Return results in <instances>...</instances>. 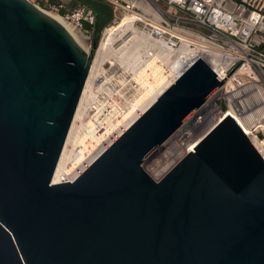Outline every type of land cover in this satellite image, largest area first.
Segmentation results:
<instances>
[{
  "label": "water",
  "instance_id": "1",
  "mask_svg": "<svg viewBox=\"0 0 264 264\" xmlns=\"http://www.w3.org/2000/svg\"><path fill=\"white\" fill-rule=\"evenodd\" d=\"M93 54L29 0H0V264H264V158L230 114L161 180L143 167L223 85L202 58L53 182Z\"/></svg>",
  "mask_w": 264,
  "mask_h": 264
},
{
  "label": "built area",
  "instance_id": "2",
  "mask_svg": "<svg viewBox=\"0 0 264 264\" xmlns=\"http://www.w3.org/2000/svg\"><path fill=\"white\" fill-rule=\"evenodd\" d=\"M29 1L39 8L55 11L57 13H60V9L65 7L64 3L60 1ZM150 1H147L145 5L154 6V9L156 7L161 26L165 29H168L171 25H174V29L183 27V30L178 28L177 31L186 34L189 39L192 40L191 43H193V45H195V41H198L214 49L219 55V60L213 67V70L221 80L226 77L223 85L210 96L206 106H203V110H205L204 115L195 118L196 121L204 117L213 108V113L209 115L207 124L198 130H191L190 128L195 123L194 121L192 125L185 127L186 131L191 130L188 135L176 136L171 139L174 133L168 139V141L171 140L169 142L167 141L169 143L168 151H173L170 154L174 159L166 166L160 167L153 178L157 181L161 180L229 114L242 128L253 144L254 141H264V0ZM160 1L167 4L170 9H161L157 4V2ZM141 10L144 11L143 8ZM63 17L74 29L86 33L93 30L97 23V13L95 9L85 3H80L72 10H68ZM147 23H144L145 28L148 27ZM89 26L92 28H89ZM156 32L158 36L163 34L168 35L165 32L160 33L157 29ZM173 39L175 41L174 46H178L181 43V39ZM208 55L211 58V55ZM107 105H105L106 109L101 116L104 122H98L95 128L98 135H105L104 138L106 139L103 142H105L107 138H111L112 134H114L111 133V135H108L107 133L111 125L109 116L113 107L111 103H107ZM198 111L199 110H197L195 114ZM209 127L210 129L208 130ZM206 130L208 131L197 145L194 148H190L191 145H193L192 142ZM116 139L112 141L108 147L115 142ZM175 140H177L178 145H174V147L170 149L171 144ZM259 152L264 158L261 151ZM167 155L168 152H166L165 156ZM89 166H87L85 170ZM159 166H161V164ZM76 170L68 174L61 183L73 182L85 171L81 170L78 176H74Z\"/></svg>",
  "mask_w": 264,
  "mask_h": 264
},
{
  "label": "bare ground",
  "instance_id": "3",
  "mask_svg": "<svg viewBox=\"0 0 264 264\" xmlns=\"http://www.w3.org/2000/svg\"><path fill=\"white\" fill-rule=\"evenodd\" d=\"M136 5L151 12L148 5L143 3H136ZM40 9L61 23L78 41L71 24L62 15L44 8ZM153 15L156 21H159L157 12H153ZM136 21L137 18L134 15H127L123 20L105 28L95 63L91 67L53 177L54 183H61L68 174L77 168L74 176H78L81 170H85L112 141L121 136L142 116L156 99L195 61L202 58L212 68L218 63L219 55L211 47H207L198 41H195V45H193L192 40L186 35L182 37L179 47L174 46L173 36L165 37V34L161 36L156 34V29L160 33L166 30L160 23L162 29L147 23V28L139 30ZM119 40H122V43H118ZM208 54L211 55V58ZM102 55L107 58L115 57L122 67V74L113 77L104 76V71L101 72V69L98 68L99 58ZM96 76L103 78L99 80L100 83L97 85L93 82ZM107 83H110L109 86ZM101 90L106 93V96L100 99L97 93ZM128 90H133L132 95L127 97L128 102L122 105L118 99L122 96L126 97ZM107 103H111L113 106L109 116L111 125L107 133L108 135L114 134L103 142L106 139L104 138L105 135H98L95 128L98 122H104L101 116ZM203 106L199 111L204 108ZM213 110L212 108L204 117L196 120L190 129L198 130L207 124L209 115L213 113ZM189 123L192 122L190 120L184 122L171 139L176 136L188 135L191 130L186 131L185 127L192 125ZM208 130L198 136L190 148H194ZM254 144L264 155V141H254ZM174 145H178L177 140L171 144L170 149ZM167 152V157H170V153L173 151ZM156 161L150 162L154 169L159 168V163Z\"/></svg>",
  "mask_w": 264,
  "mask_h": 264
},
{
  "label": "rangeland",
  "instance_id": "4",
  "mask_svg": "<svg viewBox=\"0 0 264 264\" xmlns=\"http://www.w3.org/2000/svg\"><path fill=\"white\" fill-rule=\"evenodd\" d=\"M147 1L150 0H106V2L108 3V9H106L104 11V9H102L103 5L100 3H95L97 5V8L99 9V11L101 12L100 14V19H99V27L100 29H102L101 32H99V39H98V44H97V48L93 54L94 56V61L92 63V65L95 63V58L97 56L99 47H100V41L103 35V32L105 30V28L113 23L119 22L121 20H123L127 15H134L137 18L136 21V26L139 30H144L145 29V22H149L148 24H154L156 25V27H160L159 25V21H156V18L153 15V12H156V7L154 9V6H150L151 8V12L148 11H143L141 9H139L140 7H138L136 5V3H144L146 4ZM151 2V1H150ZM158 6L161 9H170L169 6H167V4H165L164 2L160 1L157 2ZM50 11V10H48ZM153 11V12H152ZM53 12V11H51ZM53 13H57V12H53ZM60 14V13H58ZM62 15V14H60ZM63 16V15H62ZM139 19V21H138ZM141 20V21H140ZM105 25V27H103ZM72 26V25H71ZM174 25H171L170 27H168V29L165 30L166 35L165 37H176L179 39H183L182 37L185 36L186 34H184L183 32H179L177 31L178 28H180L181 30H183V27H177V29L173 28ZM73 28V27H72ZM162 29V27H160ZM74 29V28H73ZM75 35L78 38V42L84 47V49L88 52V54L90 55L91 49L94 45L93 41H94V31L91 30L89 33H86L84 31H79L77 29H74ZM187 36V35H186ZM188 37V36H187ZM189 38V37H188ZM118 43H122V40H119ZM180 44L177 46L179 47ZM98 68L101 69V72H103L104 76L107 75L108 77H113L115 75L119 76L122 74V67L119 65L117 59L114 57H110L107 58L106 56H100L99 58V63H98ZM116 76V77H117ZM96 79H93V82L95 85H97L99 82V80L103 79L101 77H94ZM98 78V79H97ZM100 78V79H99ZM108 84V83H107ZM110 84V83H109ZM108 84V86H109ZM104 91H100L97 93V96L101 99L104 96H106V93ZM133 90H128L126 91V97L122 96L120 97V99H118L119 101H121L122 105L126 104L127 101V97H131ZM103 93V94H102ZM99 94V95H98ZM102 94V95H101ZM210 99V97L208 98ZM208 101H206L205 105L207 104ZM205 110H200L197 115L192 114L190 117L187 118V121L190 120V122H194L195 118H197L196 116H203L204 115ZM194 116V117H193ZM192 118V119H189ZM189 123V124H192ZM119 130V129H118ZM171 137V136H170ZM169 139V138H168ZM166 140L160 147H158L150 156L149 158L143 163V167L144 169L152 176L154 177L155 174L158 172L159 168L161 166H159L158 169H154L151 166L150 162L153 161H160L162 166H166L167 164L171 163L173 161V156L167 157L165 156L166 152L168 151V146H169V141ZM156 161V162H157ZM88 162V161H87ZM86 162V163H87ZM167 162V163H166ZM160 165V164H159Z\"/></svg>",
  "mask_w": 264,
  "mask_h": 264
},
{
  "label": "trees",
  "instance_id": "5",
  "mask_svg": "<svg viewBox=\"0 0 264 264\" xmlns=\"http://www.w3.org/2000/svg\"><path fill=\"white\" fill-rule=\"evenodd\" d=\"M52 1L57 2L58 0H52ZM82 1H83V3L88 4L89 6L93 7L97 13V23L93 29L94 30V41H93L94 45L92 47V52H95V50L97 48V44H98L99 32L102 31V29H100V27H99V19H100L101 12L99 11V9L97 8V5L95 3L102 4L103 5L102 9H104V11L106 9H108V7H110V6H108V3L106 2V0H82ZM72 9H68L65 6L64 8L60 9V14L64 15L68 10H72ZM103 27H105V25ZM89 28H92V27L89 26Z\"/></svg>",
  "mask_w": 264,
  "mask_h": 264
},
{
  "label": "crops",
  "instance_id": "6",
  "mask_svg": "<svg viewBox=\"0 0 264 264\" xmlns=\"http://www.w3.org/2000/svg\"><path fill=\"white\" fill-rule=\"evenodd\" d=\"M62 3H64V5L68 8V9H72L76 6H78L80 3H83L82 0H58Z\"/></svg>",
  "mask_w": 264,
  "mask_h": 264
}]
</instances>
